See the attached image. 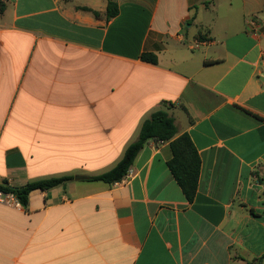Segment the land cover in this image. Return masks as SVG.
<instances>
[{"label":"crops","instance_id":"obj_1","mask_svg":"<svg viewBox=\"0 0 264 264\" xmlns=\"http://www.w3.org/2000/svg\"><path fill=\"white\" fill-rule=\"evenodd\" d=\"M163 105L202 161L193 202L169 142L127 181L85 179ZM63 175L0 203V264H264V0L0 4V185Z\"/></svg>","mask_w":264,"mask_h":264},{"label":"trees","instance_id":"obj_2","mask_svg":"<svg viewBox=\"0 0 264 264\" xmlns=\"http://www.w3.org/2000/svg\"><path fill=\"white\" fill-rule=\"evenodd\" d=\"M4 1L0 0L2 11L4 9ZM83 9L88 10L87 8ZM94 14L96 17L101 16L99 12H94ZM118 14V4L109 1L106 19H112ZM141 59L154 64L158 62L156 55L151 53L142 54ZM169 109L168 105H163L144 119L137 139L126 148L123 157L112 169L85 179L91 182L99 181L108 184L120 182L127 175L137 155L149 140L169 142L173 158L168 163V167L186 199L189 202H193L198 191L202 161L190 136L188 134L178 136L175 118L170 114ZM73 179L74 177L71 175L52 176L29 182L24 187H11L6 183L5 185H0V190L14 194L21 204L25 206L33 190H48Z\"/></svg>","mask_w":264,"mask_h":264},{"label":"built area","instance_id":"obj_3","mask_svg":"<svg viewBox=\"0 0 264 264\" xmlns=\"http://www.w3.org/2000/svg\"><path fill=\"white\" fill-rule=\"evenodd\" d=\"M252 26H256V19H251L250 23ZM199 44V42L197 43ZM130 173L128 172L127 175L122 179V181H127L130 177ZM121 182V181H120ZM0 203L6 204L15 208H21L23 205L21 204L20 200L12 193H7L0 190Z\"/></svg>","mask_w":264,"mask_h":264},{"label":"water","instance_id":"obj_4","mask_svg":"<svg viewBox=\"0 0 264 264\" xmlns=\"http://www.w3.org/2000/svg\"><path fill=\"white\" fill-rule=\"evenodd\" d=\"M84 178H85V177H83V176H77V177H76L77 180L84 179Z\"/></svg>","mask_w":264,"mask_h":264}]
</instances>
